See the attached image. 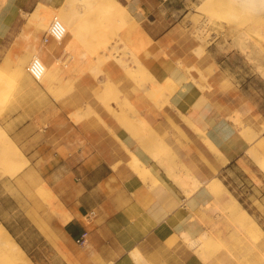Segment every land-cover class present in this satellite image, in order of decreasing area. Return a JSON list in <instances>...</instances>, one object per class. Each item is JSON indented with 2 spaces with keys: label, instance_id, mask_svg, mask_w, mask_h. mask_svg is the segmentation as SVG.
Instances as JSON below:
<instances>
[{
  "label": "crops",
  "instance_id": "0c3cea01",
  "mask_svg": "<svg viewBox=\"0 0 264 264\" xmlns=\"http://www.w3.org/2000/svg\"><path fill=\"white\" fill-rule=\"evenodd\" d=\"M119 1L126 9L123 15L128 16L122 18V12L114 11L115 15L109 17L111 23L102 21L109 29L106 26L99 28L101 24L96 26L103 31L99 32V39L106 38L101 40L103 42L97 36L93 38L96 46L93 47L99 50L103 44L99 54L104 56L100 58L97 54L96 57L94 50V55L87 52L81 60L110 61V75L117 80L123 79L125 70L127 74L129 66L133 68V46L139 49L141 42L146 44L147 50L140 54L144 64L158 83L164 82L168 90L174 86L168 103H148L141 107L151 126L146 132L152 135L129 124L134 133L128 123L106 116L112 134L103 133L101 117L86 116V107L79 110L80 106L71 104L66 97L57 100L54 94L69 89L70 75L67 73L62 76L61 83L54 82L45 88V106L38 100L28 102L20 97L12 104V115L0 119V125L29 158V163L15 176L0 175V221L15 238L16 235L25 236V232L22 229L14 233L17 226L11 221H15L18 213L29 218L36 236L43 238L44 248L36 245V251L59 254L64 264H178L180 254L175 245L181 242L180 239L184 241L180 232L185 230L192 237L204 232L205 225L198 219L199 210L214 197L205 184L186 197L180 185L168 174L174 170H167V159L159 148L164 143L171 144L175 155L189 163L193 167L191 172L206 182L219 170L237 162L253 141L238 132L241 127L231 118L232 108L238 107V102L232 101L229 95H213L202 90L177 64L179 60L191 64L194 58L189 51L193 43L182 36L178 27L180 22L173 19L179 11L176 0ZM64 2L5 0L0 8V51L3 49L5 53L13 46L14 60H29L30 46L37 43L41 45L40 57L48 66L56 58L63 61L69 58L71 36L68 33L61 42L49 38L43 43L46 30L34 27L29 21L39 4L56 9ZM23 14H26L25 18ZM135 22L140 27L137 32L140 43L134 42ZM107 47L115 48V51L111 49L112 56L108 55ZM122 48L127 52L123 53ZM219 57L215 53L210 59L218 64ZM120 59L127 61V65L121 66ZM85 76L87 87L95 89L96 79L89 72ZM168 78L171 82H166ZM124 82L122 84L129 90L130 81L125 79ZM30 92L38 93L39 90L30 86ZM153 95L158 97V94ZM159 96L163 100L166 94ZM138 99L135 95V100ZM247 103L241 108L256 109L250 100ZM42 107L45 112H38ZM93 109L98 112L95 101ZM183 117L211 140L220 151L217 157L202 139V134ZM137 134L146 142L141 143ZM149 142L153 145L147 144ZM149 147L152 148L149 150ZM154 149L159 161L158 157L151 156ZM129 150L147 165L158 179V186L151 179L140 177L129 166L132 160ZM179 171L176 169L173 173ZM10 205L14 207L12 211L7 210ZM92 211L94 215L88 218ZM84 232V243H79L77 239ZM30 246L34 247L33 244ZM184 256L189 264H194L191 255Z\"/></svg>",
  "mask_w": 264,
  "mask_h": 264
},
{
  "label": "rangeland",
  "instance_id": "374dc122",
  "mask_svg": "<svg viewBox=\"0 0 264 264\" xmlns=\"http://www.w3.org/2000/svg\"><path fill=\"white\" fill-rule=\"evenodd\" d=\"M212 1L214 0L175 1V5L178 6L179 11L175 13L173 19L180 22L178 27L182 32V36L193 43L189 51L192 58H194L191 64H187V62L182 60H179L177 64L182 70L187 72L188 78L190 77L189 75L192 76L190 79L192 78L194 82H197L196 84L202 90L213 95H229L232 101L238 102V107L232 108L233 116L231 115V118L234 119L237 126L241 127V129H243L242 126L247 125L242 132H246L243 134L248 137L247 130H249L250 133H253L251 130L258 133L257 140L253 144L254 146H257L258 143L264 141V132H262L264 129V37L258 33L260 31L264 32V14L255 15L248 10H242L241 7L236 4H230L227 1L215 0L214 3ZM4 2L5 0H0V8ZM64 3L72 6L75 9L74 11H77V13H79L78 15L85 18V20L90 14L97 16L99 14H105L100 11H94V13H91L89 9L80 2V0H65ZM210 6L213 9L210 8ZM209 13H211V15ZM22 17L25 18L26 14H23ZM34 17L35 12L29 18L30 23H32L34 27L42 30L48 29L49 25L44 26L40 24L36 17ZM107 20L109 21L110 19ZM107 20L105 21L107 22ZM134 24V42L136 41L137 43L139 42L137 39L139 34H137V32L140 27L136 22ZM96 28L97 30L99 29L98 27ZM89 29L90 27L85 29L87 33H89ZM93 29L96 31L95 28ZM93 29L92 31H94ZM99 32L100 30H98V33ZM140 45L139 49L136 45L133 46L132 72L126 74L125 70L123 79L119 78L118 80L110 75V61L103 60L105 61L103 62L102 60H99L102 63L94 61L95 63L93 65H95L96 69L94 66L92 67L93 61H90L89 63L91 66L89 64L83 68H87V66L91 67V71L90 68H88L89 70L76 68L79 73L82 69V72L78 75V71L75 72V67L71 66L72 63L70 62V59L72 56L69 57L68 60H60L61 70L63 69L62 71L65 73L61 74L60 79H54V82L61 83L62 76L66 73L72 78L68 84L69 91L67 90L64 95H61L62 92L56 93L54 94L55 98L61 101L63 97H66L71 104L80 106L81 109L79 110H83V108L87 106L90 107L89 110L93 109V102L95 101L96 106L98 107V112L94 113L91 110H88L85 115H96L101 117L103 133L107 132L108 134H112L108 121L105 120L106 117L115 118L119 122H132L134 119H137L134 118L135 115H137V111L145 117L143 109L141 108L144 104L154 103L162 105L165 101L162 100L163 97L161 98L159 95L158 97L153 95V92L151 91V85L154 86L152 79H150L149 75H146L140 70L135 61L136 55L142 60V62H144L140 54L147 50V48L146 44L143 42H141ZM198 49H200L199 53ZM98 51L99 50H97V52ZM89 53H91V51H89ZM215 53L220 56V59L217 58L219 59L217 60L218 64H215L210 59V56ZM29 60H14L13 46H10L5 53L3 49L0 51V69L4 71L3 77L0 80L1 120L9 118L12 115L14 112L12 104L15 100L20 99V97L23 101L27 100L28 102L31 99L34 101L38 100L43 106H45L43 102L46 98L44 92L46 87L43 86L42 83L35 81L27 71ZM14 63L17 64L15 65ZM69 63L70 65H68ZM118 63L122 64V62L119 61ZM126 63L127 62L124 61L123 65ZM70 66L72 69L69 68ZM99 66L101 71L98 69ZM95 70L99 73L95 72ZM88 72L97 81L95 89L89 88L86 85L87 78L85 75ZM125 79H128L132 85L129 90H127L122 84ZM107 80H109L110 83H108ZM168 81L169 80H166V82ZM105 83L106 85H104ZM40 85L43 87H39ZM110 85L111 88L109 87L108 89L107 87ZM30 86L37 87L39 92L31 93ZM115 86L120 93H117L119 99H117L118 97L116 98L117 94L115 91L117 90L114 88ZM143 87L146 88L144 89ZM103 89L107 92L105 93ZM135 95L139 96L138 101L135 100ZM123 97H125L126 100L125 98L123 99ZM247 100H250L251 104H253L256 109L253 107L241 108V106L248 105ZM116 102L119 104L124 102V105L121 104L123 107L120 105V110H118L117 106L119 104ZM127 104L128 106L132 105V107H134L131 108V112L129 111L131 114H128ZM104 105L107 108L109 106V109L111 108V110L109 111ZM123 108H126V112H123L124 110L122 111ZM114 109L116 110L115 114ZM133 109H136L137 111H133ZM29 110L30 109L28 108L27 111L29 112ZM38 112L44 113V107L39 109ZM119 112L121 113L119 114ZM125 115H128L130 119L127 118L128 120H124ZM239 116L241 120L239 119ZM137 121L138 119L135 122ZM133 125L134 128H138V126L135 127V124H132V126ZM144 125L145 124L140 122V128H145L144 130L146 132L148 127H144ZM140 128L139 131H142ZM159 149L160 152L164 153V156H167L168 171L173 168H175L173 170H185L187 168L193 170V167H191L189 163L185 160H181L179 156L175 155L171 144L164 143ZM213 153L217 157L218 152L213 150ZM174 161L176 162L174 163L175 165L173 164ZM179 164H181V166ZM1 172L2 171L0 170V175H5L1 174ZM168 174L174 178L175 174L173 172L170 171ZM212 177H218L222 180L224 185L222 192L224 193V191H226L227 193V191H229L230 194L248 210L252 219L261 225L263 231L260 232L254 229L248 231L242 226L241 228L237 226L236 222L228 215L223 204L220 203L217 198H214L212 202L203 206L199 210L198 216V219L205 225L204 231L211 233L213 238L203 246L204 249L201 247L197 250L180 239L181 242L175 245L180 254L177 263L189 264L184 256V254H189L192 256L194 264H264V169H261L259 164L254 162L247 152L237 162L231 164L229 168L219 170L217 173L213 174ZM201 186L202 184H200V186H198L193 192L183 191L186 194V197H190ZM13 209L14 207L12 205L7 207L8 211H12ZM12 216L14 215H11V217ZM14 218L15 221H11V223L17 226V228L13 230L14 233H17V231L20 232L23 229L25 236H18L15 234V239L14 236L11 235L15 241H18L23 246L26 254L35 264H64L63 262L61 263V256H59V254L36 251V245L42 247L43 238L36 236L29 218L21 217L20 213ZM1 223L3 224V222ZM214 242L215 244L213 246ZM30 244H33L34 247H31ZM8 257L9 255L0 246V264H14L11 259H8Z\"/></svg>",
  "mask_w": 264,
  "mask_h": 264
},
{
  "label": "bare ground",
  "instance_id": "6f19581e",
  "mask_svg": "<svg viewBox=\"0 0 264 264\" xmlns=\"http://www.w3.org/2000/svg\"><path fill=\"white\" fill-rule=\"evenodd\" d=\"M215 1V0H214ZM214 1H212L214 3ZM223 1H227L229 2L230 4H236L238 6L241 7L242 10H248L250 13H254L255 15L256 14H264V0H223ZM80 2L86 7L89 9V11L91 13H94V11H100L101 13H105L104 15L102 14H99L98 16L97 15H91L88 16L85 20V18L83 17H80L77 13V11L75 12L74 8L70 5H67L66 3H63L60 7L56 8V9H52L50 8L49 6H45L43 4H39L38 5V8L36 9L35 11V17L36 19L39 21L40 24L44 25V26H48L50 25L49 23H51V21L57 17L59 18L63 25H64V28H65V32H67L71 38H70V45H69V50L68 52L71 54H67L68 56L70 55L71 57V63H72V67L74 66L75 69L76 68H82L83 70L85 69H88L90 68V71H91V67H88L87 68H83V67H86V65H89L90 61L89 59H86V61L84 60L85 58H83L82 61L81 58L86 56L85 54L89 51H91V54L94 55L96 54V57H97V54H99V51L98 53H94L92 51H97L98 48H95V42L93 40V38H97L99 41H101L102 39L104 40L106 37H102V39L100 40L99 39V33H98V30L96 28V26H98L99 24V28L100 26H104V28L108 27L106 26L104 23L102 25V21L104 22L105 20L107 19H110L109 17L113 15H115V12L114 11H118L119 13L122 12V18L123 17H126L128 15H123V14H126V9L125 7L121 4V2L119 0H80ZM210 2V1H209ZM211 2V3H212ZM212 3V4H213ZM209 4V3H208ZM205 5V4H204ZM214 7V6H213ZM210 8H212L210 6ZM213 9V8H212ZM211 10V9H210ZM118 12L116 13V17L119 15ZM81 13V12H80ZM213 13V12H212ZM211 15V13H209ZM81 15V14H80ZM34 17V18H35ZM121 20V19H119ZM123 21H127L122 19ZM114 21V20H113ZM108 22V20H107ZM110 22V21H109ZM111 23V22H110ZM108 23V25L110 24ZM258 25V24H257ZM106 26V27H105ZM110 26V25H109ZM49 27V26H48ZM90 29L92 28H95L96 31H90L89 29V32L90 34L86 32L85 29L89 28ZM103 28V29H104ZM261 28V27H260ZM109 29V27H108ZM264 30V29H263ZM108 31V30H107ZM86 32V33H85ZM100 32H103V31H100ZM107 33V32H106ZM259 35L261 34L263 37H264V32H258ZM101 34V33H100ZM89 35L91 36V38L89 39ZM97 36V37H96ZM117 36V34H116ZM29 37V35H28ZM27 37V38H28ZM121 39V37H118ZM27 41V40H26ZM37 41V40H36ZM122 41V39H121ZM119 41V42H121ZM18 42V41H17ZM103 42V41H101ZM100 42V44H101ZM25 43V42H24ZM96 44H97V41H96ZM93 45L95 47H93ZM103 45V44H102ZM101 45V46H102ZM122 45V44H121ZM101 46H99V50H102L101 49ZM124 46V45H122ZM19 47V46H18ZM17 47V48H18ZM41 45L39 46L37 43H34L30 46V50L31 51V59H34V58H39L41 63H42V66H43V73L42 75L39 77V79L37 80V82H40L43 84V86L45 87H51L52 83L54 82V79H60L61 78V74H62V70H61V66H60V60L61 58H56L52 64L50 66L46 65V63L44 62V60L40 57V54H39V51H40V48ZM98 47V46H97ZM200 47V46H199ZM28 48V47H27ZM113 48V49H112ZM124 48V47H123ZM123 53H126L127 51L125 49H123ZM126 48V47H125ZM29 49V48H28ZM108 49V47H107ZM112 50H114L115 48L114 47H111ZM111 49H108L110 52V54H107L110 56H112V54L114 53ZM119 49H116V51H118ZM128 50V49H127ZM131 50V49H129ZM128 50V51H129ZM199 50L198 49V53H199ZM19 51V50H18ZM94 51V52H95ZM106 51V49L104 50ZM115 51V50H114ZM121 51V50H120ZM126 51V52H124ZM111 52H113L111 54ZM119 52V51H118ZM117 52V54H118ZM65 54V53H64ZM63 54V55H64ZM84 54V56H83ZM116 54V55H117ZM120 54V53H119ZM129 54V53H128ZM61 55V54H60ZM62 55V56H63ZM90 55V54H89ZM103 55V54H102ZM134 55V53H133ZM41 56L43 57V54H41ZM100 58H102L103 56H101L99 54ZM126 56V55H125ZM12 57V56H11ZM27 57V56H26ZM88 57V56H87ZM93 57V56H92ZM65 58V57H64ZM105 58V57H104ZM114 58V57H113ZM116 58V56H115ZM30 59V60H31ZM69 58H67L68 60ZM106 59V58H105ZM29 60V62H30ZM66 60V59H65ZM88 60V61H87ZM101 60V59H100ZM117 60L118 57H117ZM122 59H120L121 61ZM125 60V59H124ZM63 61V60H61ZM92 61V60H91ZM97 62H101L99 61V58L96 59ZM103 61V60H102ZM119 61V62H120ZM135 61L138 65V67L140 68V70H142V72H144L146 75H149L150 76V79H152V83L154 84L151 85L152 86V89L151 91L153 92V94H160V95H163V94H166V96L164 97L163 101L167 102L168 103V100H169V96H171L172 92H173V89H174V86L172 88H170L168 90V87L167 85L163 84L162 82L161 83H158L154 77V75L148 70L147 66L144 64V62H142L141 59H139L136 55H135ZM105 62V61H103ZM122 65L124 63V61L122 60ZM127 62V61H126ZM130 63V61H128ZM68 63V62H67ZM92 63V62H91ZM95 62L93 61L92 63V67L94 66V68L96 69L95 65H93ZM102 63V62H101ZM10 64V63H9ZM15 64V63H14ZM17 64V63H16ZM15 64V65H16ZM67 65V64H66ZM70 65V63L68 64ZM99 65V63H98ZM121 65V64H120ZM121 65V66H122ZM127 65V64H126ZM125 65V66H126ZM129 65V64H128ZM69 67L72 69V67ZM91 66V64H90ZM124 67V65H123ZM128 68V67H127ZM74 69V68H73ZM81 69V70H82ZM93 69V68H92ZM100 69V66L99 68ZM97 69V70H98ZM125 70V68H123ZM24 70V68H23ZM80 70V73L82 72ZM89 70V69H88ZM97 70H95V72L99 73ZM74 71V70H73ZM78 70L76 69L75 72H77ZM101 71V69H100ZM3 70L0 69V80L2 79L3 77ZM72 72V71H71ZM128 72H132V69H131V66H129L128 68ZM79 71H78V75L80 74ZM93 73V72H92ZM96 73V74H97ZM94 74V73H93ZM95 74V76H96ZM102 74V72H101ZM130 74V73H128ZM132 74V73H131ZM185 74V73H184ZM99 75V74H97ZM166 75V74H165ZM73 76V75H72ZM76 76V75H75ZM131 76V75H130ZM133 76V74H132ZM190 77H192L191 75H189ZM78 77V76H77ZM97 77V76H96ZM188 77V76H187ZM189 77V78H190ZM72 77H70L71 79ZM167 80H171L170 78H168ZM192 80V78H191ZM108 83L109 80H107ZM171 82V81H170ZM197 83V82H195ZM106 85V83L104 84ZM109 87L111 88V85L108 86L107 88L109 89ZM202 87V86H201ZM106 88V86H105ZM106 88V89H107ZM113 88V87H112ZM116 89V86L114 87ZM144 89L146 87H143ZM203 88V87H202ZM107 89V91H108ZM111 90V89H110ZM117 90V89H116ZM147 90V89H146ZM69 91V90H68ZM103 91H105L103 89ZM105 91V93L107 92ZM113 91V90H111ZM119 90L115 91L116 94L119 93L118 92ZM150 91V90H149ZM1 92V90H0ZM67 91H65L64 93L62 92L61 95H64ZM102 93V92H101ZM100 93V94H101ZM114 93V92H113ZM104 94V93H103ZM115 94V93H114ZM113 94V95H114ZM115 94V96H116ZM120 94V93H119ZM105 95V94H104ZM103 95V96H104ZM99 96V95H98ZM124 96V95H123ZM118 97V94L116 96V98ZM125 97H123L124 99ZM110 99V98H109ZM119 99V97L117 98ZM116 99V100H117ZM122 99V100H123ZM126 100V98H125ZM103 101V100H102ZM108 101V100H107ZM112 101V99H111ZM119 101V100H117ZM109 102V101H108ZM114 102V101H113ZM111 103V102H110ZM117 103V102H116ZM124 103V102H123ZM123 103H117L119 104L117 107H118V110H120L121 106L124 105ZM122 104V105H121ZM130 104V103H129ZM107 105V104H106ZM121 105V106H120ZM105 106V105H104ZM120 106V107H119ZM128 107L127 111H128V114H131L129 113V111L131 112L132 109L131 108H134L132 107V105H129L128 104L126 105ZM172 106V105H171ZM106 107V106H105ZM123 107V106H122ZM125 107V106H124ZM87 109H85V114L88 112L89 108L90 107H86ZM107 108V107H106ZM130 108V110H129ZM109 109V106L108 108ZM113 109V108H112ZM126 109V108H125ZM125 109L123 108L122 111L123 112H126ZM92 112L95 113L94 109H90ZM89 110V111H90ZM111 110V108L109 109V111ZM115 110V109H114ZM136 109H133V111H135ZM137 111V110H136ZM77 112V111H76ZM116 110L114 111V114H115ZM138 112V113H137ZM134 118H137L138 121H140L142 124H145V126H147L148 128H151L148 120L143 117L139 111H137ZM75 113V112H74ZM121 112H119L120 114ZM73 114V113H72ZM81 114V113H79ZM84 114V113H83ZM113 114V116H114ZM118 114V115H119ZM125 114V113H124ZM133 114V112H132ZM187 114V113H186ZM88 115V114H87ZM182 116V113L180 114ZM185 115V114H184ZM82 116V114H81ZM84 116V115H83ZM233 116V115H232ZM231 116V117H232ZM237 116V115H236ZM73 118H75L73 115H72ZM116 117V116H115ZM126 117V118H125ZM124 117V120L125 119H130L128 117V115H125ZM82 118V117H81ZM127 119V120H128ZM137 119H134L132 122H128V125L129 124H135V127L138 126V128H136L137 130H139L140 128V122H135ZM239 119H240V116H239ZM132 120V118H131ZM183 120L186 121V123H188L190 126H192V128L196 129L198 132H200L202 134V139L205 141V143L209 146H211V148L213 150H215L216 152H218L220 154V151L213 145V143L211 142V140L205 135V133L203 131H201L198 127H196L187 117H183ZM234 120V119H233ZM241 120V119H240ZM77 121V120H76ZM122 122V121H120ZM135 122V123H134ZM123 123V122H122ZM236 123V122H235ZM131 124V126H132ZM137 124V125H136ZM125 126V125H124ZM247 125L245 126H242L243 129L244 127L246 128ZM130 127V125H129ZM146 127V128H147ZM133 128H134V125H133ZM5 129V128H4ZM2 128V126L0 125V170L2 171L1 174H9L11 176H15L17 175L23 168H25L28 163H29V158H27L22 152L21 150L19 149V146L17 145V143L12 139V137L9 136V133L6 131V129L4 130ZM129 129L132 130V128L130 127ZM135 129V128H134ZM143 132V130L145 128H140ZM240 129V128H239ZM243 129H240V130H243ZM130 130V131H131ZM237 130V129H236ZM238 131V132H242V131ZM251 130V129H250ZM136 131V130H135ZM148 131V130H147ZM248 132V135H249V139L251 141H253V143H249L251 146L247 149L246 153L248 152L249 156L254 160V162L258 163L259 164V167L261 169H264V141L260 142L257 144V146H254V140L257 138L258 136V133L254 132V130H251L253 131V133H250L249 130H247ZM264 131V129L262 130V132ZM132 132H134V130H132ZM137 132V131H136ZM152 132H154V130L152 129ZM135 133V132H134ZM138 133V132H137ZM144 133H147L145 132L144 130ZM243 133H246V132H242ZM139 134H141V132H139ZM148 134V133H147ZM253 134V135H251ZM260 134V133H259ZM149 136L152 135V134H148ZM147 135V136H148ZM137 138H139V141L142 143V141H145V139L142 140V138L137 134L135 135ZM142 136V135H141ZM156 136V135H155ZM154 137V136H153ZM151 137V138H153ZM144 138V137H143ZM156 140V139H155ZM248 140V139H247ZM143 142V144L145 143ZM152 142V141H150ZM147 143V144H150ZM152 143H155V142H152ZM146 144V143H145ZM256 144V143H255ZM260 144V145H259ZM151 145V144H150ZM153 145V144H152ZM151 145V146H152ZM145 146V145H144ZM209 146V147H210ZM147 149V145L145 146ZM152 148V147H151ZM149 147V150L151 149ZM156 145H155V149H156ZM155 149L153 151H151V156L153 158H157V160L160 158L157 153V151L155 152ZM157 150V149H156ZM130 154L132 155V160L129 161V166L142 178L144 179H151V182L153 184H156L157 186L159 185L158 183V179L154 176V174L148 169L147 165L144 164L136 155L134 152H132L131 150H129ZM166 156V155H165ZM164 156V157H165ZM167 158V156L165 157ZM170 158V157H169ZM172 160V159H171ZM176 160V159H175ZM159 161V160H158ZM170 161V160H169ZM179 161V160H178ZM163 162V161H161ZM168 162V160H167ZM228 162V161H227ZM176 163L175 161L173 162V164ZM171 164V163H169ZM175 165V164H174ZM181 166V164H179ZM171 166V165H170ZM163 168V167H162ZM171 168V167H170ZM175 169V168H173ZM172 169V171H173ZM179 171V170H178ZM175 172V170L173 171ZM144 179L143 182H144ZM174 179L175 181L180 185V187L186 191V192H193L198 186H200V184L202 185H206V187L208 188L209 192L213 195L214 198H217V200L223 204V207L226 209V211L228 212V215L232 218V220H234L237 224V226H239L241 228L244 227V229H247L248 231H251V230H258L260 232H262V227L261 225L257 222V221H254L251 217V214L248 212V210L233 196L230 194L229 191H224V193L222 192L223 188H224V185H223V182L220 178L218 177H213L209 180H207L205 183H202V181L193 173L191 172V170H189L188 168L185 169V170H181L179 171L178 173H176L174 175ZM146 183V182H145ZM149 184V183H148ZM151 184V183H150ZM148 186H151V185H148ZM156 186V187H157ZM162 187V186H161ZM159 187V188H161ZM158 188V189H159ZM152 189V187H151ZM155 189V188H154ZM157 189V188H156ZM165 190V189H163ZM157 192V191H156ZM161 192V190H160ZM205 208V207H204ZM208 208V207H206ZM192 219V218H191ZM180 236L183 238V240L188 243V245H190L191 247H194L197 249L203 247L206 245L207 242H209L213 236L211 233H209L208 231H204L202 232L199 236H196V237H192L187 231L185 230H182L180 232ZM213 242V241H212ZM215 242L213 243V246H214ZM212 245V244H211ZM0 246L2 247V249L9 255L8 259H11L12 262L14 264H34V262L30 259V257L26 254L25 250L22 248V246L13 239L10 231L5 227V225H3L1 222H0ZM193 248V249H194ZM204 249V247H203Z\"/></svg>",
  "mask_w": 264,
  "mask_h": 264
},
{
  "label": "built area",
  "instance_id": "2783aa9c",
  "mask_svg": "<svg viewBox=\"0 0 264 264\" xmlns=\"http://www.w3.org/2000/svg\"><path fill=\"white\" fill-rule=\"evenodd\" d=\"M66 34L67 32H65V28H64L62 21L59 18L55 17L51 21L48 29L46 30L43 36L42 42L46 43L49 40V38H53L55 41L61 42ZM27 71L29 72L31 77L35 81H37L43 73V66H42L40 59L39 58L31 59L27 66ZM93 215H94V212L92 211L87 217L90 218ZM85 235H86V232L82 233L81 237L77 239V241L80 243H84Z\"/></svg>",
  "mask_w": 264,
  "mask_h": 264
}]
</instances>
